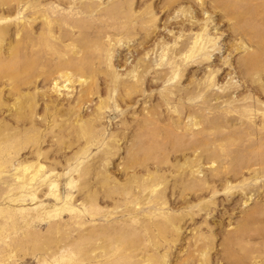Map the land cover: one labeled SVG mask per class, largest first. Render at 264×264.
<instances>
[{"label": "rangeland", "instance_id": "rangeland-1", "mask_svg": "<svg viewBox=\"0 0 264 264\" xmlns=\"http://www.w3.org/2000/svg\"><path fill=\"white\" fill-rule=\"evenodd\" d=\"M0 264H264V0H0Z\"/></svg>", "mask_w": 264, "mask_h": 264}]
</instances>
